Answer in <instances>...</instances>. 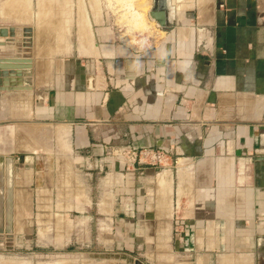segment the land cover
Returning <instances> with one entry per match:
<instances>
[{"label": "crops", "instance_id": "obj_1", "mask_svg": "<svg viewBox=\"0 0 264 264\" xmlns=\"http://www.w3.org/2000/svg\"><path fill=\"white\" fill-rule=\"evenodd\" d=\"M103 3L0 0V31L18 32L9 49L30 60L32 80L31 92L0 91V118L13 103H33L12 114L53 126L67 153L17 143L13 158L3 156V184L36 189L45 172L54 179L48 163L61 164L66 181L76 163L112 171L119 185L110 181L105 211L122 222V212L142 211L139 176L163 167L170 212L196 213L170 218L166 242L184 254L181 264H264V0H170L172 30L150 16L118 23ZM144 148L163 151L164 164L131 156ZM173 164L187 176L194 164L214 167L212 186L193 201L174 192ZM220 244L242 247L220 256Z\"/></svg>", "mask_w": 264, "mask_h": 264}, {"label": "rangeland", "instance_id": "obj_2", "mask_svg": "<svg viewBox=\"0 0 264 264\" xmlns=\"http://www.w3.org/2000/svg\"><path fill=\"white\" fill-rule=\"evenodd\" d=\"M97 1L100 0H96V3ZM101 1L104 2L101 4L102 8L105 7L116 16L118 23H131L133 16L134 26L140 21L136 13H139L140 18L143 19V16H149L148 13L152 9V0ZM142 28L141 25L139 29ZM32 104L30 102L28 106H19L13 103L8 109L9 113L0 118L7 122L11 121L9 124L1 123V129L7 125L14 128L12 134L4 133L5 138H2L0 150L12 153L13 158L14 152H18L16 144L23 142L24 144L20 146L23 151H33L34 146L41 144L43 147H50L52 156L67 154L64 138L57 136L53 126L51 128L36 124L31 115L26 117L22 114V116L12 114L24 107H29L28 111H30ZM40 150H36V155ZM173 165L175 167L171 172L170 187L174 192L180 189V192H185L193 201L198 194L200 196L199 189L205 191L212 186L214 167L194 164L187 176L180 168L182 165ZM47 167L49 172L54 171L52 172L54 179H49L45 172V179L37 182L36 189L11 188L9 181L3 184V174L0 170V228L4 230L0 234V264H134L135 261L140 264H181L186 262L183 260L184 254L181 250L175 249L177 246L173 242L167 243L166 237L170 232L169 223L172 215L180 217L192 216L196 213H182L179 206L176 209L171 208L170 212L166 203L169 197L166 192V171H163V167L155 172L148 170L139 176L140 184H138L143 191L142 211L135 212L133 217L130 213L122 212V222L119 220L115 222L113 218L110 220L111 213L105 211L111 199L109 183L114 182L109 179V177L114 178L112 171L76 163L73 181H66L65 173L57 178L61 164L48 163ZM180 173L185 177L181 183ZM218 182H220L218 193H222L221 189L227 188L224 183L227 181L221 179ZM114 183L118 184V182ZM204 191H202L203 196ZM219 212L220 215H227L225 210ZM207 213L209 214V212H200L198 215L204 216ZM137 215L140 221L137 220ZM142 220L147 223L145 225L143 222V226L140 227L136 222ZM115 223H118V226H115ZM219 226L220 231L224 229L222 221ZM201 247L203 249L205 245L202 244L197 248L201 249ZM240 247H242L240 244H220L218 255L232 254L233 249ZM221 262L223 263V260Z\"/></svg>", "mask_w": 264, "mask_h": 264}, {"label": "water", "instance_id": "obj_3", "mask_svg": "<svg viewBox=\"0 0 264 264\" xmlns=\"http://www.w3.org/2000/svg\"><path fill=\"white\" fill-rule=\"evenodd\" d=\"M170 0H152L156 5L155 9L149 11L150 18L157 21L158 25L172 30V25L168 23L167 16L170 7ZM18 33L15 30H1L0 31V91L16 92V91H32L31 80V62L26 57L19 58L14 56V53L9 49L12 44L13 36ZM6 38V39H3ZM23 79V80H22ZM25 79V81H24ZM23 82H25L23 84ZM13 127L7 125L1 129L0 124V144L2 138H5V132L13 133ZM2 130V131H1ZM12 153H6L0 150V165L2 164L3 156L10 158ZM0 228V234L3 233ZM258 254L264 258V241L258 244ZM134 264H140L135 261Z\"/></svg>", "mask_w": 264, "mask_h": 264}, {"label": "built area", "instance_id": "obj_4", "mask_svg": "<svg viewBox=\"0 0 264 264\" xmlns=\"http://www.w3.org/2000/svg\"><path fill=\"white\" fill-rule=\"evenodd\" d=\"M133 158H137L138 161L143 159L142 163L146 165H163L164 164V152L163 151H153L150 149H141L139 151H133L130 153Z\"/></svg>", "mask_w": 264, "mask_h": 264}, {"label": "bare ground", "instance_id": "obj_5", "mask_svg": "<svg viewBox=\"0 0 264 264\" xmlns=\"http://www.w3.org/2000/svg\"><path fill=\"white\" fill-rule=\"evenodd\" d=\"M134 13H136V12H134ZM204 13H205V12H204ZM136 17H137L138 20H140V21L142 20V17L140 18V14H139V13H136ZM140 21H139V22H140ZM29 127H30V126H29ZM23 130H24V129H23ZM22 132H23V131H22ZM24 132H25V131H24ZM27 132H28V131H27ZM28 133H29V132H28ZM75 202H76V201H75ZM27 205H28V204H27ZM79 206H80V205H79ZM25 208H26V207H25ZM27 208H28V207H27ZM73 208H74V207H73ZM74 209H75V208H74ZM80 209H81V208H80ZM40 231H41V230H40ZM45 231H46V230H45ZM45 231H44V232H45ZM59 238H60V237H59ZM55 240H56V239H55ZM53 243H54V242H53Z\"/></svg>", "mask_w": 264, "mask_h": 264}]
</instances>
